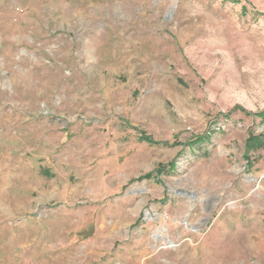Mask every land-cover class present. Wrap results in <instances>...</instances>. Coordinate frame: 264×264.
Wrapping results in <instances>:
<instances>
[{"label":"rangeland","instance_id":"rangeland-1","mask_svg":"<svg viewBox=\"0 0 264 264\" xmlns=\"http://www.w3.org/2000/svg\"><path fill=\"white\" fill-rule=\"evenodd\" d=\"M0 264H264V0H0Z\"/></svg>","mask_w":264,"mask_h":264}]
</instances>
